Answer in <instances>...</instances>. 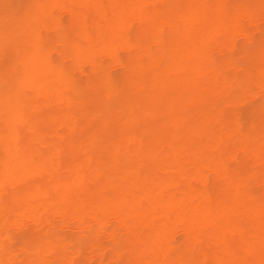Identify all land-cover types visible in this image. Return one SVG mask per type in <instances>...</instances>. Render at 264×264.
Masks as SVG:
<instances>
[{"label":"bare ground","instance_id":"bare-ground-1","mask_svg":"<svg viewBox=\"0 0 264 264\" xmlns=\"http://www.w3.org/2000/svg\"><path fill=\"white\" fill-rule=\"evenodd\" d=\"M85 257L264 264V0H0V264Z\"/></svg>","mask_w":264,"mask_h":264},{"label":"rangeland","instance_id":"rangeland-1","mask_svg":"<svg viewBox=\"0 0 264 264\" xmlns=\"http://www.w3.org/2000/svg\"><path fill=\"white\" fill-rule=\"evenodd\" d=\"M44 114H46V112L44 113ZM73 232V229H67V228H61V233H63L64 235H69V234H71ZM178 236H177V240H180V235L179 234H177ZM107 237H100L99 238V241H101L102 242V246L103 245H107ZM107 247V246H106ZM86 259H88L89 260V262H90V264H98V263H93L92 262V260H94V259H91V258H93V257H91L90 259H89V257H85ZM82 263H84V261L82 262ZM100 264V263H99Z\"/></svg>","mask_w":264,"mask_h":264}]
</instances>
